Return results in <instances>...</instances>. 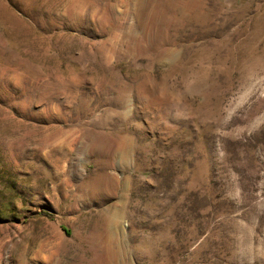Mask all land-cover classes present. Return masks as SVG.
<instances>
[{
	"label": "rangeland",
	"instance_id": "374dc122",
	"mask_svg": "<svg viewBox=\"0 0 264 264\" xmlns=\"http://www.w3.org/2000/svg\"><path fill=\"white\" fill-rule=\"evenodd\" d=\"M0 264H264V0H0Z\"/></svg>",
	"mask_w": 264,
	"mask_h": 264
}]
</instances>
